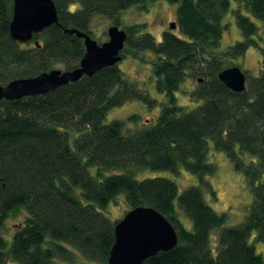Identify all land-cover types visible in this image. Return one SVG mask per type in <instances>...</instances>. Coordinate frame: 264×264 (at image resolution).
<instances>
[{
    "label": "trees",
    "instance_id": "1",
    "mask_svg": "<svg viewBox=\"0 0 264 264\" xmlns=\"http://www.w3.org/2000/svg\"><path fill=\"white\" fill-rule=\"evenodd\" d=\"M152 1L53 0L58 23L34 35L33 47L26 48L9 36L12 0H0V85L57 65L76 67L83 41L64 28L90 35L92 15L116 20L121 11L144 10ZM164 1L176 5L183 37L166 31L156 41L144 24L125 26L120 53L154 56L152 77L164 102L153 124L127 130L122 120L105 121L128 101L149 109L156 104L117 64L44 94L0 100V230L8 218L22 216L10 238L0 235V264H61L74 252L107 264L118 220L106 211L118 198L128 210L154 208L177 233L174 248L143 264H264L249 242L254 232L264 244V72L239 93L217 78L225 59L232 62L250 47L262 49L264 58V0H233L234 7L230 0ZM228 13L241 39L220 51ZM193 77L200 78L189 99L200 104L186 109L176 104V92ZM210 146L226 155L249 188L251 201L238 224L228 225L226 213L203 198V191L214 195L210 177L217 166L209 159ZM182 171L196 182L179 187Z\"/></svg>",
    "mask_w": 264,
    "mask_h": 264
},
{
    "label": "rangeland",
    "instance_id": "2",
    "mask_svg": "<svg viewBox=\"0 0 264 264\" xmlns=\"http://www.w3.org/2000/svg\"><path fill=\"white\" fill-rule=\"evenodd\" d=\"M232 7H234L233 0H230ZM76 6V5H75ZM74 6V7H75ZM72 7V6H71ZM73 7V8H74ZM176 5L169 4L164 0H155L147 4V9H141L138 6H132L124 11H121L117 15L118 27L123 28L125 26H131L136 24H144L145 31L151 34L156 41H160L162 35L166 31H170L180 37H183L179 31L176 23ZM115 19H109L102 15H92L88 28L90 29V35L97 43H101L107 39L106 29L111 25H115ZM224 21L227 23V29L224 31L220 42V51H224L228 46L235 41L241 39L240 31L235 23L233 16L228 13L224 17ZM255 21V20H254ZM175 23V28L170 29L169 24ZM257 23V21H255ZM136 37L138 34H134ZM26 48L33 47L32 40L24 43ZM133 58L131 56L124 55L117 63V66L123 72V75L137 84L139 88L144 89L149 96L156 101L155 106L152 108L145 107L137 100L128 101L120 107L111 109L105 121L109 122L114 119H119L125 122L127 130H134L143 126L144 123L153 124L160 112V104L164 102V96L158 92L154 85V79L152 77L151 67L154 56L150 52L138 53L140 57ZM262 49L257 47H250L246 50L243 56L234 59L230 62L229 59H225L223 66L231 67L237 66L245 74L246 84L247 81L255 76L263 74ZM53 69L65 70L62 66L57 65ZM15 71H20L19 67ZM14 71V72H15ZM200 78V77H197ZM196 77L192 79H185L181 88L176 92V104L186 109L195 108L200 103L192 102L189 99V94L197 87L199 83ZM132 114L138 116L137 122L128 120V117ZM209 159L213 161L217 170L216 173L210 177V183L214 190V195L211 196L208 192L203 191V198L205 202L217 213H226L227 224L235 225L243 220V217L247 211V208L251 201V195L245 179L241 172H237L233 169L231 163L227 159L226 155L221 151H215L211 146L209 147ZM169 175V172H157L152 173L145 171L142 175ZM176 180L179 183V187L185 186L189 183L196 182L193 175L188 172L182 171L176 176ZM128 210L127 205L122 198H118L111 206L108 207L106 214L112 220L121 219L122 216ZM181 217L183 214H180ZM21 215L13 218H8L4 224V227L0 230V235L5 238H10L11 234L20 227ZM186 227L190 226L188 219L184 220ZM254 232L249 238V242L255 246V250L260 254L264 261V244L254 240ZM61 264H99L97 262H91L86 260L79 253L74 252V257L71 261H60ZM6 264H16L15 262H7Z\"/></svg>",
    "mask_w": 264,
    "mask_h": 264
},
{
    "label": "water",
    "instance_id": "3",
    "mask_svg": "<svg viewBox=\"0 0 264 264\" xmlns=\"http://www.w3.org/2000/svg\"><path fill=\"white\" fill-rule=\"evenodd\" d=\"M57 23V9L53 0H12L8 31L14 42H29L34 35L41 34L44 29ZM169 28L174 29L175 23H170ZM63 32L73 34L83 41L84 53L78 65L69 70L51 69L32 77L12 79L5 85H0V100L44 94L77 82L83 76H92L121 60L120 53L126 39L123 28L116 25L107 27V39L101 43L74 27L64 28ZM262 70L264 72V62ZM217 78L233 92H242L246 87L245 74L237 66L222 69L217 73ZM113 236L114 242L109 250L107 264H143L150 256L174 248L178 240L171 223L148 206L128 210L115 223Z\"/></svg>",
    "mask_w": 264,
    "mask_h": 264
},
{
    "label": "bare ground",
    "instance_id": "4",
    "mask_svg": "<svg viewBox=\"0 0 264 264\" xmlns=\"http://www.w3.org/2000/svg\"><path fill=\"white\" fill-rule=\"evenodd\" d=\"M119 220V219H118ZM115 224V223H114Z\"/></svg>",
    "mask_w": 264,
    "mask_h": 264
}]
</instances>
